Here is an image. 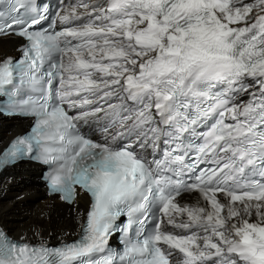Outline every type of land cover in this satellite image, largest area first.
Instances as JSON below:
<instances>
[{
  "label": "snow or ice",
  "instance_id": "6c2138e0",
  "mask_svg": "<svg viewBox=\"0 0 264 264\" xmlns=\"http://www.w3.org/2000/svg\"><path fill=\"white\" fill-rule=\"evenodd\" d=\"M13 36L0 115L32 124L0 169L88 200L60 246L0 228V264H264V0H0Z\"/></svg>",
  "mask_w": 264,
  "mask_h": 264
},
{
  "label": "bare ground",
  "instance_id": "6f19581e",
  "mask_svg": "<svg viewBox=\"0 0 264 264\" xmlns=\"http://www.w3.org/2000/svg\"><path fill=\"white\" fill-rule=\"evenodd\" d=\"M19 43L14 37L0 39V57L13 54V48ZM25 122L19 118L1 119L0 147L22 131ZM38 173L36 166L27 162H18L0 172V223L13 236L30 240L40 239L34 236L37 228L43 240L74 236L87 205L86 197L81 196L76 204L67 205L57 196H47L43 184L37 180Z\"/></svg>",
  "mask_w": 264,
  "mask_h": 264
},
{
  "label": "rangeland",
  "instance_id": "374dc122",
  "mask_svg": "<svg viewBox=\"0 0 264 264\" xmlns=\"http://www.w3.org/2000/svg\"><path fill=\"white\" fill-rule=\"evenodd\" d=\"M3 119V118H0V120Z\"/></svg>",
  "mask_w": 264,
  "mask_h": 264
}]
</instances>
